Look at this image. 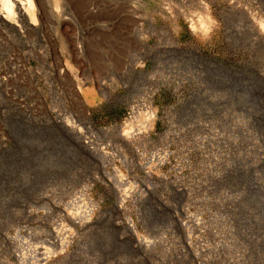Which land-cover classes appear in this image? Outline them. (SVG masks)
<instances>
[{"label": "rangeland", "instance_id": "374dc122", "mask_svg": "<svg viewBox=\"0 0 264 264\" xmlns=\"http://www.w3.org/2000/svg\"><path fill=\"white\" fill-rule=\"evenodd\" d=\"M41 1L0 24V264H264V0Z\"/></svg>", "mask_w": 264, "mask_h": 264}, {"label": "bare ground", "instance_id": "6f19581e", "mask_svg": "<svg viewBox=\"0 0 264 264\" xmlns=\"http://www.w3.org/2000/svg\"><path fill=\"white\" fill-rule=\"evenodd\" d=\"M42 5L43 4H42L41 0H0V24L2 26H4L5 28H7V30L9 32H15L18 35L24 34L28 29L29 30L30 29H34L36 31L37 29H40V27H41L40 26L41 25L40 20H42V16H43L42 15V10H43L42 9ZM140 106H143L144 108H140V107H137V106H134V108L137 107L136 111L138 112V114L140 116H142L143 113L141 111H143V109H147V108L145 107L146 106L145 103H142V105H140ZM150 109H148V110H150ZM144 115L148 116V118H151V119L154 118V113H151L150 111L148 113H145ZM68 119H71V118H68ZM68 119L66 118V120H62V123L64 125L68 126V127H71L72 130H74V131L79 133L81 131L79 125L75 122L74 119H71V120H68ZM87 119H88V122H89L90 129H92L93 131H97V132L99 131V132H104V133H108V134L111 133V132H114V131H112L110 129H107V130L101 129V130H99V129H97L95 127V125L93 124L91 118H87ZM136 121L137 120L134 119L135 125L138 126V124H136ZM142 121H141V123H142ZM153 124L154 123L152 122V120H150V121L144 123L143 125L141 124V128L139 127L140 129L136 126L139 130L137 129L136 131H133V133L134 132L135 133L136 132L140 133L142 131L144 132L145 129L146 130L147 129H151ZM129 127H131V126L129 125ZM127 129H129V128L127 127ZM131 129H133V128H131ZM133 130H135V129H133ZM117 131H118L117 134L119 136H125L126 134H130V136H134L135 135L132 132H131L132 134L130 132H127L126 129L121 128V127H118ZM114 133H116V132H114ZM83 142L86 145V147L89 150H91V151L100 152L101 155H105V153H107L101 147L92 148V144L91 143L93 141L91 143L90 142L88 143V142H85V140H83ZM95 155H97V153H95ZM107 155H105V156H107ZM117 172L118 171L116 170L115 174ZM115 174H113V175L115 176ZM120 193H122V192L117 193V195H118V199L122 202L123 201V195L122 194L120 195ZM72 220H73L72 222H74V223L76 221H82V216H81V218L80 217L79 218L76 217V218H73ZM129 226L132 228L133 232L135 233L136 229L133 226L132 221H129ZM59 237H60L59 233H57V234L54 233L53 234V238L55 240H59ZM139 242H140V244H146L145 240H143V241L139 240Z\"/></svg>", "mask_w": 264, "mask_h": 264}]
</instances>
